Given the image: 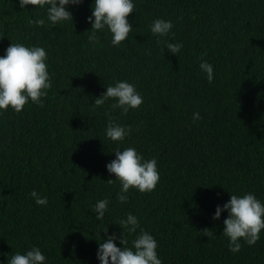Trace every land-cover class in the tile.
Here are the masks:
<instances>
[{"label":"trees","instance_id":"trees-1","mask_svg":"<svg viewBox=\"0 0 264 264\" xmlns=\"http://www.w3.org/2000/svg\"><path fill=\"white\" fill-rule=\"evenodd\" d=\"M133 3L127 39L113 46L105 28L93 46L87 18L94 0L67 5L72 21L54 26L47 6L0 0V56L11 43L44 48L52 84L43 107L29 101L19 113L0 110V264L33 247L44 264H100L107 236L123 231L131 248L140 228L156 240L162 264H264V229L254 245L241 240L232 253L222 233L228 212L212 218L230 195L252 193L264 204V0ZM156 19L173 23L167 36L151 33ZM157 39L183 47L162 52ZM202 60L213 66L211 83ZM119 81L134 85L140 107L123 114L111 108L114 100L95 106ZM196 112L202 119L194 122ZM105 113L131 126L123 142L106 137ZM127 147L155 158L160 179L151 192L130 188L121 203L106 165ZM33 190L46 205L35 203ZM102 199L109 203L97 220ZM129 213L140 224L134 234L115 224Z\"/></svg>","mask_w":264,"mask_h":264},{"label":"clouds","instance_id":"clouds-1","mask_svg":"<svg viewBox=\"0 0 264 264\" xmlns=\"http://www.w3.org/2000/svg\"><path fill=\"white\" fill-rule=\"evenodd\" d=\"M83 0H19V6L24 9L26 5L45 8L47 21L51 25H57L63 21L73 19L72 13L67 10V5H78ZM92 14L87 18L91 24V33L88 36L90 43L95 46L99 42L98 30L105 28L111 33V44L119 46L132 32V24L128 16L134 12L133 0H94ZM29 24L43 26L45 19L29 20ZM173 23L164 19H156L150 25L153 35L163 38L170 33ZM174 36V33H173ZM158 45H163L172 53L177 54L183 47L180 43H169L167 40L157 39ZM47 53L42 47L25 46L22 43H11L5 54L0 56V110L11 108L19 113L24 106L31 101L43 107V99L47 96V90L52 87L51 78L46 63ZM200 70L206 73L209 83L213 80V66L207 61H201ZM108 100H114L112 109L119 108L123 114L129 109H137L143 103V97L136 91L133 84L126 81L116 82L114 86H108L106 90L94 100L95 106H102ZM106 128V137L113 142H123L125 137L131 134V126L124 127L115 124L110 115ZM202 119L199 112L193 113V121ZM115 159L106 165L107 171L115 175V179L107 182L113 184L114 180L120 183V192L117 199L121 203L128 200L126 195L130 188L141 193L151 192L156 188L160 176L157 170L155 158L143 160L140 153L133 147L116 150ZM30 196L37 205H46L47 198L33 190ZM109 201L99 200L94 207L96 219L102 220L107 210ZM226 210L228 216L224 219L223 235L228 239V250L237 253L241 250V240L249 246L254 245L260 239V232L264 229V204L254 194L246 193L242 196L230 195V199L221 207L217 206L213 219H219L222 211ZM120 228L126 229L128 234L136 233L140 228L136 216L128 214L126 219L118 221ZM107 232V228L103 230ZM204 235L213 238L214 233L203 229ZM119 239L123 247H117L114 243ZM127 239L124 232L118 237L115 233L107 236L97 249V258L100 264H162L157 255V242L148 232L140 228L139 235L132 240V247H127ZM45 256L37 247H33L25 254L17 252L8 261V264H44Z\"/></svg>","mask_w":264,"mask_h":264}]
</instances>
